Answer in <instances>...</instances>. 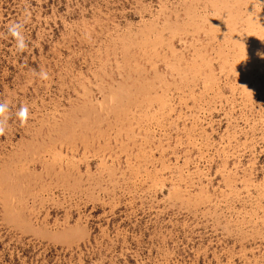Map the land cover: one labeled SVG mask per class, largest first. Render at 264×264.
<instances>
[{
  "label": "rangeland",
  "instance_id": "374dc122",
  "mask_svg": "<svg viewBox=\"0 0 264 264\" xmlns=\"http://www.w3.org/2000/svg\"><path fill=\"white\" fill-rule=\"evenodd\" d=\"M0 103V264H264V0H0Z\"/></svg>",
  "mask_w": 264,
  "mask_h": 264
},
{
  "label": "clouds",
  "instance_id": "9594fccd",
  "mask_svg": "<svg viewBox=\"0 0 264 264\" xmlns=\"http://www.w3.org/2000/svg\"><path fill=\"white\" fill-rule=\"evenodd\" d=\"M21 28V24L14 23L9 26V33L16 40L17 50L22 52L26 48V43L22 35ZM40 77L44 80L48 79L47 72L41 71ZM8 109L9 106L7 103H0V116H3L8 111ZM16 115L21 124L26 123L29 118V108L26 105H21ZM3 133L4 129L0 127V135H2Z\"/></svg>",
  "mask_w": 264,
  "mask_h": 264
}]
</instances>
